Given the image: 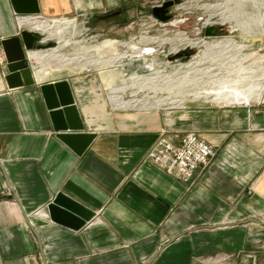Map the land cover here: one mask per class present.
I'll return each mask as SVG.
<instances>
[{
  "label": "crops",
  "instance_id": "0c3cea01",
  "mask_svg": "<svg viewBox=\"0 0 264 264\" xmlns=\"http://www.w3.org/2000/svg\"><path fill=\"white\" fill-rule=\"evenodd\" d=\"M147 1L37 0L35 15L0 0V40L81 13L103 22L93 19ZM263 32L252 34H262L254 53L264 65ZM43 50L28 51L30 85L7 87L0 62V264H44L39 240L47 264H264V103L199 104L167 123L147 112L116 120L95 76L43 67L53 58ZM61 79L96 134L80 155L57 137L40 89ZM189 132L215 150L191 180L144 159L161 135L178 144ZM58 192L91 214L78 230L48 217Z\"/></svg>",
  "mask_w": 264,
  "mask_h": 264
},
{
  "label": "rangeland",
  "instance_id": "374dc122",
  "mask_svg": "<svg viewBox=\"0 0 264 264\" xmlns=\"http://www.w3.org/2000/svg\"><path fill=\"white\" fill-rule=\"evenodd\" d=\"M183 3L187 5L192 3L195 6H183ZM218 3L219 0H181L177 3V8L174 11V18L166 22L161 19H157L150 11H138L137 15L130 20L125 16V14H123L122 16H117L113 19L106 18L103 22H97L95 24L92 22V17L87 16V18H84L78 16L75 20L76 28L75 30H72V20L75 18V15L67 19H58L55 22L49 23L51 25H55L54 27L57 28L53 29L51 32L44 33L43 37L47 38L44 42L47 43L52 41L55 42L53 45L58 46V44H60V37H62L63 44L61 43L62 46L60 44L58 51H60L64 56H67L70 59V63L63 61V57L61 55H59V57L51 55L53 57L52 60L44 57L43 60L40 61V64H43V67L52 66L57 69H65L69 65H75L78 72L82 74L89 73L91 76H95L96 84L102 90V98L105 101L103 110L107 114H112L116 120L132 116L137 112H147V114L150 113L154 117H161V119L167 123L168 117L183 115V113H186L187 110H192L194 106H198L199 104H203L205 106L236 107L238 105L250 106L264 103L250 101L242 104H225L224 100L215 99L218 96L217 94L221 91H228L239 86L243 88L250 87L256 81H264V65L260 61V56L252 53V51H257V53L262 54V52L258 50L259 40L262 37V34H252L257 32L256 29L251 31V33L245 34L237 27L234 20H222V16L220 14V10L222 8L214 5H218ZM203 4H209L212 6L209 8H206L205 6L200 7ZM233 10L235 13L234 18L240 23L261 20V17L264 14V3L262 2V4L254 6L251 2H247L244 6H240L239 8L236 7L231 9L227 7L226 13ZM217 12L218 14L215 15ZM151 14L152 16H150ZM236 14H238V16ZM153 18H156V20ZM205 19H209L208 22H215L211 25L216 27L215 36L205 37L208 41H224L226 38H231L233 40L235 39L237 43L246 45L244 50L245 54L240 61H238V53L242 55L241 50L239 52L235 48H223V46L220 45L216 47L208 44V47H204L201 45L192 46L191 44L189 45L190 47H181L179 51L174 53L171 51V44L169 42L161 44H158V42L153 40L140 42V36L159 38L165 36L173 37L176 32L180 34L183 32L186 36L188 35V39L203 38L204 29L211 26L209 23H204ZM60 25H65L66 27L62 32H58ZM187 37L185 38L187 39ZM106 38L114 43V47L112 49L103 51L106 58L109 60L112 58L111 61H115L114 58L118 56L120 59L106 65L102 69L93 65L90 67L88 65L81 66L80 64L87 61L86 57L89 56L82 46L88 47L89 45H99L103 42L102 40ZM65 39H68L70 43L64 44ZM111 39L120 40L124 43V45H120L118 48V44L116 45V43ZM74 40H78L80 42L75 43ZM131 41L137 42L138 45L150 44L149 46H151L153 50L147 54V60H143L140 57L133 58L131 60V52L128 49V43ZM51 48L53 47L44 46V51L41 53H47L51 50ZM117 48L120 53L119 55L117 54ZM122 51L124 53L123 55ZM187 52H190V54H186ZM234 52L235 54L233 55ZM191 59H194L192 63L200 64L197 65L200 69H196L195 71L193 70L188 73L185 69L190 70L189 67L185 68L184 66ZM77 61H80L81 63H78ZM147 64L150 65L149 67H151V69H145ZM178 66H181V68ZM161 67L166 70V74H168L169 77H165L163 75L161 76L160 74L155 73L156 69ZM135 72L142 76L143 80L141 78L138 80L133 79L132 75ZM155 77H157L156 79H158V77L160 79L163 78L161 81L162 84L156 88L160 90L158 91V95H162L163 100L167 99L168 95L176 100L178 98L177 104H162V106L157 107L155 103L162 100L159 99L157 102L153 101L156 97L153 96L154 94H151L152 102L150 100L151 104H149L150 106L148 105V108H144L142 110H138L135 107H121L119 109L114 108L109 98L110 94L117 95L116 90L121 88L125 90L123 97L127 100L142 97L148 90V88H146L147 86H155L157 83ZM235 78L241 82H232ZM191 86L194 88L190 93L189 89ZM206 90H211V92H209L206 96L204 94L197 96L198 92ZM148 93L150 94L151 92ZM201 98L209 101H204ZM105 106L106 109L104 108Z\"/></svg>",
  "mask_w": 264,
  "mask_h": 264
},
{
  "label": "water",
  "instance_id": "95a60500",
  "mask_svg": "<svg viewBox=\"0 0 264 264\" xmlns=\"http://www.w3.org/2000/svg\"><path fill=\"white\" fill-rule=\"evenodd\" d=\"M11 1L15 13L40 14L37 0L31 1L28 6H25L21 0ZM174 3H178V0H166L160 6H154L150 9L138 5H130V7L102 14L97 18L106 19L123 11L130 20L137 15L138 11H150L157 19L165 21L170 18L165 13L169 10L168 7L173 6ZM215 33L216 27L211 25L204 29L203 37L215 36ZM43 35L44 33L39 30L24 29L14 37L0 40L7 72L4 74V79L10 89H14L19 85H30L34 82L31 67L28 64H24L28 56L34 53L31 51L28 53V51L34 48L43 49L44 46L55 47L53 45L55 42H44L45 38ZM186 54L189 55L190 52ZM147 68L151 69L148 64L145 66V69ZM40 89L46 102V107L49 110V115H51L53 129L57 133V137L75 153L78 155L82 154L91 145L90 142L96 134L92 131H85L83 119L79 113L73 97V90L68 80L61 79L59 81L45 82V84L40 85ZM46 209L47 215L51 220L63 226H68L73 230H78L92 217L91 214H85L84 207L79 202L74 201L62 192H58L48 202ZM30 228L37 235L36 229L32 226ZM38 245L41 248L44 264H47L40 240Z\"/></svg>",
  "mask_w": 264,
  "mask_h": 264
},
{
  "label": "bare ground",
  "instance_id": "6f19581e",
  "mask_svg": "<svg viewBox=\"0 0 264 264\" xmlns=\"http://www.w3.org/2000/svg\"><path fill=\"white\" fill-rule=\"evenodd\" d=\"M247 2H251L252 4H254V6H256L258 4H262V2L264 3V0H219L218 5L217 4H214V5L219 7V8H222L220 10V14L222 16V20H227V21H229V20L233 21L234 20V22L236 23L237 27L239 29H241L245 34L251 33V31H253L254 29H256L257 32H263V30H264V14L261 17L262 18L261 20L248 21L246 23H240V22H238V20H236L234 18V16H235L234 10L233 11H229L228 13H226V8L227 7L231 8V9H234L236 7L239 8L240 6H244ZM182 5L183 6H188V7L189 6H195L192 3L189 4V5L183 3ZM204 6L206 8H209L212 5H209V4H205L204 5L203 4L200 7H204ZM216 14H218V12L215 13V15ZM236 15L238 16V14H236ZM208 21H209V19H205L204 23H206V24L209 23L210 25L212 23H215V22H208ZM54 26L55 25H53V24L51 25V24L46 22L45 24H43L42 32L43 33L51 32V31H53V29L57 28V27H54ZM67 26H69V25H67ZM65 28H66L65 25H60V29H59L58 32H62ZM75 28H76L75 22L72 20V30H75ZM174 35L175 36H173V37L165 36V37H160V38L159 37H151V36H140V42L141 41L146 42V41H149V40H151V41L153 40L155 42H158V44H161V43H164V42H169L171 44V51L174 52V53H176V51H179V49L181 47L182 48L190 47L189 45H191V44H192V46L193 45H196V46H200L201 45V46H204V47H206L208 44L212 45V46H216V47L220 45V46H223V48H233V49L235 48L239 52L241 50L242 51V55H240V53H238V61H240L242 59V57L244 56V54H245L244 50H245L246 45H243L242 43H237L235 41V39L233 40L231 38H226L225 37L226 39L224 41L223 40L208 41L206 38L188 39V37H187L188 35L186 36L185 34H183V32L181 34L176 32V34H174ZM184 36L187 37V39ZM60 38H61L60 39V44H61L63 39H62V37H60ZM104 40H106V41H104ZM102 41L103 42H101V44H99V45L98 44L97 45H89L88 47L87 46H82V48L86 50V53H88L87 55H89V56L86 57L87 61H84L82 63L80 61H77V62L81 63L80 64L81 66L88 65L90 67V66L93 65L95 67H98V68L102 69L106 65H109L110 63L115 62L118 59H120V57H118V56L114 58L115 61H111L112 58L110 60L107 59L106 55L103 53V51H106L108 49H112L114 47V43L109 41L108 38L103 39ZM112 41H114L116 43V45L118 44V48H119L120 45H124V43L121 42L120 40L113 39ZM74 42L75 43H79L80 41L74 40ZM68 43H70V41L68 39H65L64 40V44H68ZM129 43H128V45H129L128 49L131 52V60L133 58H139V57L142 58L143 60H147V54H149L153 50V48L151 46H149L150 44L147 45V44L144 43L145 45H142V44L138 45V43L134 42V41H131ZM60 44H58V46H55V47L51 48L50 51L47 50L48 52L46 54L47 55H52V56H57V57H59V55H61L63 57V61H65L66 63H70V61H69L70 59L67 56H64L60 51H58ZM62 44H61V46H62ZM118 48H117V54L119 55L120 53L118 52ZM247 48H248V45H247ZM79 49H81V48H79ZM83 49H82V51H83ZM252 53L255 55L254 51H252ZM123 54L124 53L122 51V55ZM234 54H235V52L233 53V55ZM47 55L44 54V56H47ZM257 56L261 57L262 55H257ZM193 60L194 59H191L184 66L185 68L189 67L190 70L185 69L188 73L193 71V70L195 71L196 69H200V68L197 67V65H200V64L192 63ZM256 63H258V62H256ZM193 64H195V65H193ZM64 65H65V63H64ZM178 67L181 68V66H178ZM181 70H183V69H181ZM156 71H155V73H158L161 76L162 75L165 76V77L168 76V74H166V70L164 68H162V67L156 69ZM179 72H181V71H179ZM263 74H264V69H263ZM132 77L135 80L143 78L142 76L138 75L136 72L133 73ZM156 78L157 77H155V79ZM162 79H160L158 77V79H156L157 83L155 84V86L154 85L147 86L146 88H148V90L145 93V95L142 96V97H136V98L127 100V99H125L123 97V93H124L125 90L120 88V89L116 90L117 95H113V94L109 95L110 101L112 102L114 108H116V109H119L121 107H124V108H133V107H135L138 110H142L144 108H148V105L151 104L150 100L152 102V99H151L152 95L151 94H154L153 96L156 97V99H154L153 101L157 102V100H159V99L162 100V101H158L157 103H155V105H157V107L162 106V104H165V105H169V104L175 105V104H177L178 98L176 100V99H174L172 97H169V95H168L167 96L168 98L163 100L162 99V95H158L159 94L158 91H160V90H158L156 88L162 84V82H161ZM232 82L235 83V82H241V81L238 80L237 78H235V79H233ZM240 85H241V83H240ZM240 87L241 86L235 87V88H232V89H230L228 91H221L220 93L217 94L218 96L215 99H220V100L222 99V100L225 101V104H235V103H241L242 104V103L250 102V101L264 102V93H263L264 92L263 91V89H264V81L263 82H257L256 81L250 87H244V88L243 87L240 88ZM139 88H141V87H139ZM193 88L194 87L191 86V88L189 89L190 93H191ZM119 91H120V93H119ZM148 92H151V93L149 94ZM209 92H211V90L198 92L197 96L202 95V94H204L206 96ZM178 93H177V95H178ZM138 98H144V99H138ZM201 99H203V98H201ZM204 101H209V100H204ZM182 107H184V106H182Z\"/></svg>",
  "mask_w": 264,
  "mask_h": 264
},
{
  "label": "built area",
  "instance_id": "2783aa9c",
  "mask_svg": "<svg viewBox=\"0 0 264 264\" xmlns=\"http://www.w3.org/2000/svg\"><path fill=\"white\" fill-rule=\"evenodd\" d=\"M164 1L148 0L145 6L150 9L154 6H160ZM78 16L91 17L88 13H81L75 15L74 22ZM153 19L156 20V18ZM3 61H5V58L2 49H0V62ZM179 140L178 144H176L167 138L166 135H161L149 147L144 159L168 172L174 173L183 181H189L194 177L198 168H204L208 165L215 156V150L208 141L201 139L195 132L185 133L179 137Z\"/></svg>",
  "mask_w": 264,
  "mask_h": 264
},
{
  "label": "flooded vegetation",
  "instance_id": "af4514ba",
  "mask_svg": "<svg viewBox=\"0 0 264 264\" xmlns=\"http://www.w3.org/2000/svg\"><path fill=\"white\" fill-rule=\"evenodd\" d=\"M166 1V0H165ZM181 0H178V3L180 2ZM177 3H174V5L173 6H171V7H168V11L165 13V15L166 16H170V18H168L167 20H165V21H169V20H172L173 18H174V15H175V13H174V11L176 10V8H177ZM124 14V12L122 11L120 14H116V16H112V17H109L108 19H113V18H116L117 16H122ZM93 21H99V19L98 18H94L93 19Z\"/></svg>",
  "mask_w": 264,
  "mask_h": 264
}]
</instances>
